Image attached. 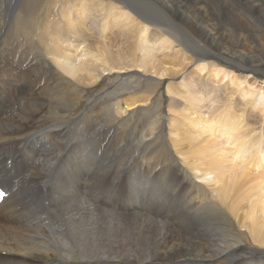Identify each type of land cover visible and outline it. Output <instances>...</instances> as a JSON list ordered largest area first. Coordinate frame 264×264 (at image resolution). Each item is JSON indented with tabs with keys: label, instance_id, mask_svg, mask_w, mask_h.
Returning a JSON list of instances; mask_svg holds the SVG:
<instances>
[{
	"label": "bare ground",
	"instance_id": "6f19581e",
	"mask_svg": "<svg viewBox=\"0 0 264 264\" xmlns=\"http://www.w3.org/2000/svg\"><path fill=\"white\" fill-rule=\"evenodd\" d=\"M154 1L187 21L188 39L154 23L152 11L150 18L140 15L137 0H0V20L7 15L0 24V183L10 192L0 204V264H215L218 258L226 264L256 259L264 264V156L256 142L264 139V99L255 97L264 86V29L251 21L264 19V0H233L238 11L228 20L232 29L223 20L211 23L207 0ZM34 13L43 17L32 41L39 63L29 51L17 54L23 44L17 19L22 15L26 22ZM113 74L144 83L139 96L114 106V117L150 110L166 80L165 91L175 95L168 103L169 141L181 162L167 149L160 170L183 175L195 187L193 195L203 199L180 219L165 209L169 220L157 219L148 212L160 210L143 203L141 214L143 187H137L136 175L131 211L112 213L104 202L92 204L83 191L92 145L83 140L71 147L64 170L54 140L71 125L40 126L50 95L34 88L54 83L56 107L67 110L79 93ZM255 130L260 135L246 142ZM87 131L88 126L82 134ZM257 187L259 193L252 191ZM64 209L79 213L68 228ZM82 219L98 233L83 228ZM208 222L222 232H213Z\"/></svg>",
	"mask_w": 264,
	"mask_h": 264
},
{
	"label": "rangeland",
	"instance_id": "374dc122",
	"mask_svg": "<svg viewBox=\"0 0 264 264\" xmlns=\"http://www.w3.org/2000/svg\"><path fill=\"white\" fill-rule=\"evenodd\" d=\"M46 1L49 2V0ZM137 1L139 4L136 6V8L139 11L140 15H144V17L147 18L149 11H152L155 16V20L152 19L153 21H155L154 23L160 25L166 24L170 26V28L173 30L172 33L176 35L175 37H178L179 40L188 39L187 35L189 36L190 32L188 29L186 30L187 26L189 25L187 21L178 20L177 15L174 12H172L171 16L168 11L166 12L163 7L160 4L158 5L154 0ZM48 2L45 6L48 5ZM207 2L208 5L205 6L206 8L208 6L211 8V11L215 18V22L212 21L211 23H217L218 21L216 20L218 19L220 22L221 20H223L225 22L223 23L226 25V28L232 29L233 24L228 20L236 18L235 15L238 11L236 10V3L233 0H207ZM21 16H19L17 19L16 32L18 39H20L23 44L19 47V53L17 51V54L20 56L21 52L29 51L30 58H33L32 61H34L35 63H39L37 58L41 55H39L36 49H34L32 41L37 39L36 37L38 36L37 34L40 32V29H38L37 31L36 29L40 25L39 22H42L43 17L38 16L34 13L31 17L27 18L26 22H21ZM253 18L255 21H251L255 28L264 29V19L260 18L259 16H253ZM6 20L7 15L1 18L0 24L4 26ZM170 40L172 41V39ZM2 48L4 49L5 53L6 50L10 48V45L4 46ZM193 66L194 65H191V68ZM31 81L36 82V77L32 75ZM165 83L167 84L168 80H166ZM164 84L161 83L159 91L154 95V106L150 110H148L146 107L131 109L128 112L129 115L125 114L121 118L113 116L114 106L117 104L123 106L126 102H130L132 98H135L136 96H139V94H141L140 89L144 86L143 82H139L134 85L133 80L129 78L128 75L122 77V79L121 77L115 76L114 74L113 76L105 77L104 80L98 83L95 87L89 88L84 92L79 93L76 96V105L74 107H68L67 105V110H64V108L56 107V97H54L52 93L54 83H51L48 89L41 88L39 86L38 88H34V90L36 89V92L45 91L48 95H50V101L44 106V110L42 111L43 120L41 121L40 126L47 128L57 126L58 128H61L66 122L71 125L68 131H66V134L63 137L61 136L62 138L60 140L59 138L54 140L57 143L56 146L58 147L59 151L61 150L60 157H62L61 161L63 160L62 168L64 167V170L68 169V154L70 152V149H72L71 147L77 146V144H80L81 142H83V140H87L84 145L87 146V142L88 144L92 145L93 157L88 170H86L84 174L83 182V191L86 194V197L91 199L92 204H95L96 202H104V207L108 210L110 209L109 211L112 213H117L119 211H131V208H129V206L131 205L132 188L134 186V184H132L131 177L136 175L139 176L137 187L139 189L143 187L139 199L141 214L144 213L145 209H143V206L145 205L144 208H146L147 206L149 208L160 210V213L155 211L158 214H156L155 212L154 214V210L148 212L151 216L157 219L160 217V220L168 221L169 218L167 215L173 216V214H175L176 218L180 219V217L184 216L185 213H190V210H193V208L194 210L198 208L199 202L201 206L203 199L201 198V200L199 198L200 196L197 197V192L195 194L197 195L196 197L195 195H193V193H195V187L190 185V183L187 184L184 180L183 175L179 174L177 171L165 172L164 170H160L162 163L166 162L164 153L167 149L171 150L172 154L176 156L177 159L181 162L180 156L174 151L173 146L169 141L170 114L168 103L169 97H173L175 95H173V93L166 92L164 88V86L166 85ZM255 97L257 102L260 101V99H264V86ZM64 104L65 102L61 103V105ZM179 105L180 106H178L177 109H181L182 104ZM87 126L88 131L84 135L82 134V132L86 131ZM58 134L61 133L59 132ZM259 135L260 133L258 130L252 131L246 142L254 137H258ZM75 138H80L81 140L73 142ZM50 140L51 142H53L51 138ZM263 141V137L261 140L259 138H256L259 157L264 156ZM254 149L255 148H250V151L253 152ZM76 154L79 155V151H77ZM227 158L229 159V157ZM261 164L264 166V160L261 162ZM117 170L118 172H116ZM188 171L191 172L193 170L190 169ZM116 173L120 175L118 176ZM191 175L193 178L197 177L195 173L193 176V173L191 172ZM142 181L145 183H142ZM161 184L162 186H160ZM145 185H147V187H144ZM85 190L87 192H85ZM110 191H112V193ZM252 191L259 193V191H261V187L253 188ZM189 193L191 195H188ZM160 194L162 197L160 196ZM106 198H108V200ZM197 198H199V200H197ZM107 201L109 202V204L107 203ZM175 203L180 204H177L176 207ZM125 205L126 207H124ZM173 208H175V210ZM164 209L166 211L168 210V213ZM164 211L167 213V215L164 213ZM76 214L79 213L73 209L63 210L64 226L66 228H68V222L70 218L75 217ZM232 221L234 227H236V229L239 231L241 228L239 225H236V220L232 219ZM81 226L87 229L89 232L93 231L94 233H98L94 229L95 227L93 226V224L86 219H82ZM208 226L215 233L222 232L221 228L213 225L211 222H208ZM242 232L244 233V229H242ZM257 256L255 257L258 258ZM226 262L227 260L223 258L214 260L215 264H226ZM254 262L255 264H261V261L257 259ZM262 262H264V260Z\"/></svg>",
	"mask_w": 264,
	"mask_h": 264
}]
</instances>
